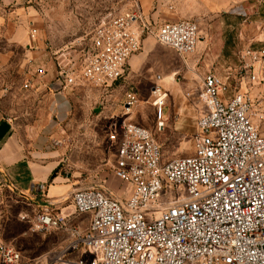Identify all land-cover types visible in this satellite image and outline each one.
<instances>
[{"label": "built area", "instance_id": "2783aa9c", "mask_svg": "<svg viewBox=\"0 0 264 264\" xmlns=\"http://www.w3.org/2000/svg\"><path fill=\"white\" fill-rule=\"evenodd\" d=\"M147 33L181 57L195 53L200 41L196 20L165 22L153 31L135 3L101 21L80 68L61 70L55 80L62 81V89L119 85ZM259 43L264 45V26ZM241 58L242 68L252 70L263 55L248 48ZM37 73L43 75L44 67ZM251 79L261 84L264 72ZM227 90L215 74L204 76L198 94L204 112L197 119L194 152L165 161L156 133L167 124L168 94L156 82L150 93L155 129L122 120L106 132L115 151L112 175L125 185L126 197H115L104 187L75 189L73 207L89 217L87 231L71 228L73 240L46 262L24 257L0 240V264H264V135L257 123L264 112L248 92L226 95ZM126 98L129 114L138 102L137 91L130 88ZM165 183L170 190L162 201ZM53 206L48 202L35 214L36 231L66 227L67 217ZM80 249L81 255L71 257Z\"/></svg>", "mask_w": 264, "mask_h": 264}, {"label": "rangeland", "instance_id": "374dc122", "mask_svg": "<svg viewBox=\"0 0 264 264\" xmlns=\"http://www.w3.org/2000/svg\"><path fill=\"white\" fill-rule=\"evenodd\" d=\"M33 16L30 28L32 47L44 50L43 60L32 61L26 74L15 70V77L5 83L6 106L11 116L23 128H36L46 136L48 148L58 151V165L52 179L58 177L69 185L53 208L67 217L66 227L59 230L36 231L32 219L42 207V196L19 191L0 190V240L14 245L24 257L51 260L65 248L73 236L69 231H87L89 217L75 212L71 195L75 189L109 187L119 196L120 182L112 175L115 151L107 140L112 123L122 120L155 129V110L151 88L156 83L168 96L164 111L165 129L156 133L165 161L192 155L197 119L204 112L198 98L205 75L215 74L227 84L226 95L248 92L256 108L264 112V81H252V74L264 72V45L259 43L264 26V3L249 0L219 13L201 14L200 42L196 52L179 56L170 47L160 44L147 33L141 49L130 60L119 85L95 89L88 85L66 88L58 92L51 88L59 71H76L91 51L94 28L103 20L113 18L128 9L129 0H26ZM236 7V8H235ZM155 31L164 20H150ZM36 30L32 38V30ZM256 49L263 58L253 69H243L241 55L246 49ZM21 55V54H20ZM133 57V56H132ZM131 57V58H132ZM18 58V63H19ZM44 67L45 73H37ZM159 76V78H158ZM24 83L30 87L25 89ZM134 88L138 102L125 114L126 93ZM264 135V119L257 120ZM170 187L165 183L162 201ZM175 194V193H174ZM80 249L71 257L82 254ZM83 257L87 255L83 253Z\"/></svg>", "mask_w": 264, "mask_h": 264}, {"label": "crops", "instance_id": "0c3cea01", "mask_svg": "<svg viewBox=\"0 0 264 264\" xmlns=\"http://www.w3.org/2000/svg\"><path fill=\"white\" fill-rule=\"evenodd\" d=\"M245 1L249 0H129V7L138 3L151 26V19L164 20L163 23L195 20L201 14L224 12L229 8L238 14L240 9H234V6ZM32 18L26 0H0V190L42 196L40 206L45 207L48 202L59 203L61 196L69 191L68 184L58 177L52 179L59 153L48 148L47 137L38 134L39 127L22 129L9 113L6 98H3L5 83L15 77L12 74L15 70L26 74L24 69H29L32 61L43 60L44 50L32 47ZM133 59L135 55L130 58ZM42 184L44 189L40 190ZM124 187L120 182L119 196L111 188H104L111 195L124 199ZM60 214L65 216L64 209Z\"/></svg>", "mask_w": 264, "mask_h": 264}, {"label": "water", "instance_id": "95a60500", "mask_svg": "<svg viewBox=\"0 0 264 264\" xmlns=\"http://www.w3.org/2000/svg\"><path fill=\"white\" fill-rule=\"evenodd\" d=\"M120 81H117V84H119ZM62 81L60 79L55 80L54 82L51 83V88H53L56 91L62 90Z\"/></svg>", "mask_w": 264, "mask_h": 264}, {"label": "trees", "instance_id": "16d2710c", "mask_svg": "<svg viewBox=\"0 0 264 264\" xmlns=\"http://www.w3.org/2000/svg\"><path fill=\"white\" fill-rule=\"evenodd\" d=\"M82 215V214H81Z\"/></svg>", "mask_w": 264, "mask_h": 264}]
</instances>
